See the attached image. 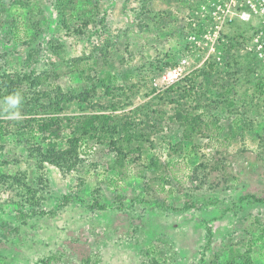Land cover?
<instances>
[{
    "label": "rangeland",
    "instance_id": "rangeland-1",
    "mask_svg": "<svg viewBox=\"0 0 264 264\" xmlns=\"http://www.w3.org/2000/svg\"><path fill=\"white\" fill-rule=\"evenodd\" d=\"M213 2L0 0V74L54 89L24 118L57 119L60 152L75 135L86 146L74 171L37 170L18 126L0 141V264H138L146 251L161 264H222L248 249L264 264V59L250 45L257 60L242 49L229 56L222 36L249 27L251 44L255 27L221 26ZM209 61L215 74L197 83L213 99L229 85L235 106L205 113L209 127L185 136L177 103ZM193 111L189 121L203 115ZM95 115H118L124 128L107 139L78 130ZM38 176L41 193L17 184Z\"/></svg>",
    "mask_w": 264,
    "mask_h": 264
},
{
    "label": "trees",
    "instance_id": "trees-1",
    "mask_svg": "<svg viewBox=\"0 0 264 264\" xmlns=\"http://www.w3.org/2000/svg\"><path fill=\"white\" fill-rule=\"evenodd\" d=\"M207 25L202 26L200 28H197L195 30L196 35H203L207 32V30L210 28V22L212 21L210 16H207L206 19ZM212 24V22H211ZM237 29V27H235ZM233 28V30L235 29ZM250 28H244V30L240 29L239 31H236L237 33H232L231 35H223L222 36V46L223 48H226V52L229 54V56L236 54L238 50H246L250 45L248 36V31ZM106 53V52H105ZM249 55V58H253L254 60H257L258 58L255 56L252 52H246ZM235 60V57H233ZM85 61V59L83 60ZM87 63V60L85 61ZM217 63L214 61H209L206 63L205 67L200 70H196L192 73L191 77L187 80V83L190 84L189 88H186V95H182L180 98L183 99L182 103H177L178 107V113L177 118L180 123L186 124L183 126L185 131V136L188 135V132L190 130H193L194 132H201V129L203 130V126L205 128L209 127V123L204 120L205 113H212L215 108H217V116H220L224 110L222 107L229 109L233 108L235 104L231 99H229L227 96L231 95L233 93L232 88L227 85L225 87V91L223 93H219L215 99H213L211 96L208 95L207 91L204 87V82L197 83L198 78H205L207 81V78H210L213 74H215ZM238 66V65H237ZM219 72V71H217ZM216 72V73H217ZM41 75V74H40ZM0 114L2 116L18 113L20 114V119L16 120H8V119H0V141H5L7 136H13L16 134L20 141L26 146V149L28 151L29 157L35 160V167L37 170H42L43 167L47 164L55 166L57 168L67 169V170H73L76 168V163L79 160V154L82 152H85L86 146H84V143L82 141L83 137H71L69 139V149L65 152H60L59 150H56L51 140H61V133L63 131V128L60 123L56 122L57 119H49L47 122L42 124H37L30 122L28 119L24 118L27 115H31V113H35V106H40L41 101L48 98L50 99L49 102H51V97L53 94L54 89L42 91L40 87H42V83L39 79V77H30L27 75L21 76V75H10V74H0ZM41 84V85H39ZM264 85L261 83H258L257 88L258 91H261L260 89L263 88ZM166 92L167 94H174V91L176 93L175 86H171ZM165 93V94H166ZM4 96V97H3ZM19 98V103L17 106L12 107L7 106L8 110L3 111L6 108V105L8 104L9 98ZM4 98V99H3ZM166 99V98H165ZM81 102H86L88 104V101L86 99H80ZM93 104L94 103H90ZM176 104L173 102V105ZM185 104L189 105L188 110H185L182 105ZM58 105V104H57ZM222 105V106H221ZM61 106V105H60ZM63 106H61L62 108ZM102 108V107H100ZM114 111H117V107H113ZM194 110V111H193ZM202 110L203 115L196 116L192 121H189L190 115L193 112ZM40 112V111H39ZM89 119V118H87ZM180 119V120H179ZM163 119H157L156 123H151L150 121H146L148 123V127L152 130L156 129L157 126L160 124H163ZM239 119H232V124L237 125ZM89 123L83 122V127H79L78 130H82L85 134L92 132L91 136H97V138L100 139H107L108 137L116 136L120 134V130L123 129L125 123L124 120L121 119L118 115L113 116H107V115H95L94 117L90 118L88 120ZM95 121V124L93 122ZM160 121V122H159ZM60 122V121H59ZM87 122V121H86ZM197 122H199L200 125L197 127ZM214 124L218 123V126L220 125V118H217L215 121H213ZM13 124H16L14 126ZM90 124V125H89ZM97 124V125H96ZM18 126V129L15 130V128ZM189 126L191 129L187 128ZM82 128V129H81ZM201 128V129H198ZM189 129V130H188ZM15 130V131H14ZM241 134L243 133V130H241ZM71 135V134H70ZM99 140V139H98ZM54 142V141H53ZM118 143H115L113 145H116ZM181 146L180 144H178ZM5 148V147H4ZM3 149V145H0V150ZM178 149V148H177ZM81 151V152H80ZM80 152V153H79ZM177 152V151H176ZM223 179L227 178L226 173H223ZM41 177L38 176L36 185H32V183H26L25 181L17 180V184L20 186H24L27 191L34 190L35 192L41 193L43 191L44 185L43 180H41ZM12 179V178H11ZM10 179V180H11ZM29 180V179H28ZM227 181V180H226ZM218 186L219 183L217 182ZM34 192V193H35ZM254 199L255 197H251ZM250 199V197H249ZM259 202H264L263 200H258ZM90 261V260H88ZM92 262V261H91ZM93 263V262H92ZM138 264H161L159 260H157V257L155 254H152L151 252H144L139 256ZM40 264H50V262L44 261ZM163 264H167L166 261L163 262ZM211 264H216L215 262H212ZM222 264H255V261L251 254V249H248L245 251V253H238L235 255V258L223 262Z\"/></svg>",
    "mask_w": 264,
    "mask_h": 264
},
{
    "label": "built area",
    "instance_id": "built-area-1",
    "mask_svg": "<svg viewBox=\"0 0 264 264\" xmlns=\"http://www.w3.org/2000/svg\"><path fill=\"white\" fill-rule=\"evenodd\" d=\"M213 5L221 26L237 22L255 27L249 48L264 59V0H214Z\"/></svg>",
    "mask_w": 264,
    "mask_h": 264
},
{
    "label": "clouds",
    "instance_id": "clouds-1",
    "mask_svg": "<svg viewBox=\"0 0 264 264\" xmlns=\"http://www.w3.org/2000/svg\"><path fill=\"white\" fill-rule=\"evenodd\" d=\"M9 103H10V105H11L12 107H15V106H17L18 103H19V98H18V97H17V98H12V97H10V98H9ZM15 116H18V113H13V118H15Z\"/></svg>",
    "mask_w": 264,
    "mask_h": 264
}]
</instances>
